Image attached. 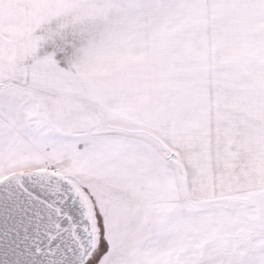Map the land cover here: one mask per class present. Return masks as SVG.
I'll return each instance as SVG.
<instances>
[{"label": "snow or ice", "instance_id": "snow-or-ice-1", "mask_svg": "<svg viewBox=\"0 0 264 264\" xmlns=\"http://www.w3.org/2000/svg\"><path fill=\"white\" fill-rule=\"evenodd\" d=\"M0 264H264V0H0Z\"/></svg>", "mask_w": 264, "mask_h": 264}]
</instances>
